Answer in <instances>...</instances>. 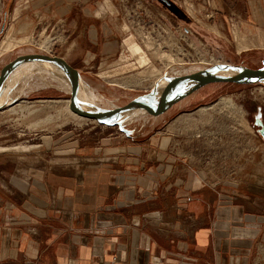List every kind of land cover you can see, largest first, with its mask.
Masks as SVG:
<instances>
[{"label": "rangeland", "instance_id": "1", "mask_svg": "<svg viewBox=\"0 0 264 264\" xmlns=\"http://www.w3.org/2000/svg\"><path fill=\"white\" fill-rule=\"evenodd\" d=\"M166 2L0 0V43L10 35L28 37L27 44L0 48V66L23 54L63 55L80 72L83 96L104 109L147 94L165 73L216 64L261 67L264 45L256 42L255 33L247 35L244 22L235 20L234 0ZM253 19L264 24L255 8ZM18 21L31 25L18 29ZM129 42L146 52L152 66L139 67L133 58L119 60L127 55ZM163 54L174 64L158 59ZM12 79L19 92L11 97L18 102L0 111V163L10 157L18 171L25 165L33 170L51 167L59 150L97 145L108 131L119 132L73 116L66 108L68 94L50 68L25 66ZM217 85L200 102L159 124L145 119L139 133L143 139H169L171 155L183 159L189 154L191 162L211 169V179L262 182L257 169L264 168V141L254 121L264 127V85Z\"/></svg>", "mask_w": 264, "mask_h": 264}, {"label": "crops", "instance_id": "2", "mask_svg": "<svg viewBox=\"0 0 264 264\" xmlns=\"http://www.w3.org/2000/svg\"><path fill=\"white\" fill-rule=\"evenodd\" d=\"M234 1L235 20L264 45V24L253 19L254 8L264 18V0ZM215 86L138 118L129 136L108 131L97 145L59 150L51 167L25 165L20 174L6 157L0 264H264V168L257 169L262 182L211 179L189 154L171 155L169 139L139 133L145 119L159 124Z\"/></svg>", "mask_w": 264, "mask_h": 264}, {"label": "water", "instance_id": "3", "mask_svg": "<svg viewBox=\"0 0 264 264\" xmlns=\"http://www.w3.org/2000/svg\"><path fill=\"white\" fill-rule=\"evenodd\" d=\"M165 3L166 0H161ZM41 65L54 70L68 94L67 110L75 117L96 122L97 125L117 130L129 136L128 125L140 117H155L174 104L210 84H232L239 86L264 85V59L261 67L247 69L243 66L228 64L215 65L188 73H165L151 85L149 92L136 97L121 106L108 109L99 108L83 96V83L79 70L67 58L53 52L43 54H23L0 66V111L16 104L9 87L12 77L25 66ZM254 125L260 126L259 135L264 141V127L255 119Z\"/></svg>", "mask_w": 264, "mask_h": 264}, {"label": "bare ground", "instance_id": "4", "mask_svg": "<svg viewBox=\"0 0 264 264\" xmlns=\"http://www.w3.org/2000/svg\"><path fill=\"white\" fill-rule=\"evenodd\" d=\"M12 43H14L16 45L27 44L28 43V37L15 39L12 35H10L9 38L5 37L1 41L0 48L3 46H7L10 49V48L14 47ZM125 51L127 52L126 53L127 55H122L119 59L120 61L126 62L129 58H133V59H135L137 65L139 67H144V66L150 67V66H152V65H150L151 63H150V60H149L146 52L137 43H134V42L130 43L129 42L128 47L126 48ZM161 58L163 60H165L166 62H168L169 64H172V65L174 64V60L171 58V56H169L167 54H163L162 57H158V59H161ZM216 65H222V64H216ZM213 66H215V65H213ZM150 71L152 72V74L156 72L155 68H151ZM61 86H62L61 88L64 90V86L62 85V83H61Z\"/></svg>", "mask_w": 264, "mask_h": 264}, {"label": "flooded vegetation", "instance_id": "5", "mask_svg": "<svg viewBox=\"0 0 264 264\" xmlns=\"http://www.w3.org/2000/svg\"><path fill=\"white\" fill-rule=\"evenodd\" d=\"M256 127L258 128V130H259V129H261V127H260V126H256ZM262 140H263V139H262Z\"/></svg>", "mask_w": 264, "mask_h": 264}, {"label": "trees", "instance_id": "6", "mask_svg": "<svg viewBox=\"0 0 264 264\" xmlns=\"http://www.w3.org/2000/svg\"><path fill=\"white\" fill-rule=\"evenodd\" d=\"M165 4H168V2L165 1Z\"/></svg>", "mask_w": 264, "mask_h": 264}, {"label": "built area", "instance_id": "7", "mask_svg": "<svg viewBox=\"0 0 264 264\" xmlns=\"http://www.w3.org/2000/svg\"><path fill=\"white\" fill-rule=\"evenodd\" d=\"M103 127V126H102Z\"/></svg>", "mask_w": 264, "mask_h": 264}]
</instances>
